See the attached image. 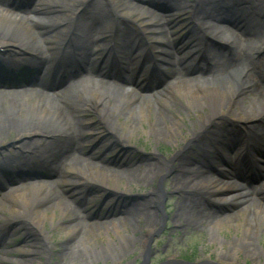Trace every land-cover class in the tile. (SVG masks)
Returning a JSON list of instances; mask_svg holds the SVG:
<instances>
[{"label":"bare ground","instance_id":"6f19581e","mask_svg":"<svg viewBox=\"0 0 264 264\" xmlns=\"http://www.w3.org/2000/svg\"><path fill=\"white\" fill-rule=\"evenodd\" d=\"M83 1L39 0L37 6L31 8L33 16L26 18L22 15L19 6L11 5L5 9L0 8V43L5 49H20L19 46L22 45L21 54L24 52L30 56L28 67L36 70V74L31 77L32 80H37L41 70H44L43 79L47 85H59L61 81L54 82L55 77L70 64L71 58L74 57L76 59L72 61V65L78 68L85 66L84 70L87 75H93L91 72H95V68H98V71L104 75L114 77L111 80L125 81L126 85L133 84L132 90H115L109 86L111 83H106L103 80L97 82L95 79L98 77L97 75L93 79L89 77V79L73 84L69 88L67 86V89L55 91L53 93L55 97L41 92L36 93L33 98L31 96L33 92L27 90H1L0 104L4 110H0V123L5 126L0 127V135L10 128L11 132L14 131L15 133L16 130L19 132V134L18 132L15 133L17 141L20 137L29 134L40 138L35 146H31L33 143L21 144L20 142L18 147L24 152L19 155L12 152V154L2 156L5 158L1 160L0 166L2 167L0 168L9 171L3 175L12 176L14 173L16 178L9 181L8 191H6L7 188L5 189L6 194L0 195V221L6 219L5 213L9 215L10 219H13L11 217L13 214H22L26 220L33 223L35 230H38L37 234L44 240L51 239L53 232L57 229L62 236L67 235L66 238L69 240L76 239L77 234H79V237L83 235V239H87L93 244L96 242L99 244L107 243V238L112 234L116 238L126 241L122 250L114 256H112V252L103 257L105 260H112L113 262L124 259L131 251L132 243L127 240L126 233L134 234L137 230L141 231L142 229L145 234L140 239L136 237L135 242L139 241L142 247L138 254L142 261L141 264H146L150 255L147 245L151 240L152 232L159 227L155 220L150 219L151 212L146 210L149 209L146 208V203L151 199L150 197L146 196L147 201H143L141 198V204L137 203L131 208L124 206L120 209L118 205L110 206V210L113 209L121 215L99 222L90 220L84 224L86 219L83 220V215L85 214L81 213L83 214L81 215L74 208H67L66 204L62 203L64 197L60 195L61 191L53 188L54 185L49 186L31 178L39 175L40 170L44 169L47 170V176H56L55 172L59 171L60 166L63 165L64 170L62 173L60 171L59 177L56 178L57 187L62 185L67 187L71 180H76L82 184L94 182L101 186L114 188L135 183L139 188L147 186L150 180L155 177H157V181L160 180L170 169L173 171L172 174H174L180 189L187 188L193 192L194 186V188L200 187L201 192L210 194L219 202L230 203L229 206L232 207V211L225 215L209 216L206 213L192 212L187 213V217H185L186 212L199 209L189 203H177L176 212L182 220L181 222L184 223L183 226L188 223L191 228L204 229L207 233L206 241L217 244L220 248L225 245L230 247L229 251L218 254L217 260L220 262H226L227 258H229L227 261H236L238 256L242 255L244 259H249L254 264H258L261 258L264 259V255L257 250L256 244H253L254 237L250 236V244L244 248V245H241L242 239L223 241L219 231L224 225H233L234 228L239 226L241 231H249L252 236H256V240L261 238L260 233L264 232V203L256 202L255 198L259 191H264V184L258 192L248 194L244 190H240L231 178L214 180L212 175L206 173L205 167H187L189 162L186 161L187 156H190L187 150L197 145H199L197 147L202 153H195V155L212 153L214 159L221 155L223 158L231 157L230 155L235 152L229 153L221 146L227 144L224 142L227 140V136L224 135H232L228 129L229 125L232 126V131H234V126L241 128L240 137H235L237 141L243 143L240 149L243 150L245 144H250L249 135L256 137L259 143L264 145V139L256 133L261 131V128H256L255 132L248 131L250 123L254 122L256 118L264 117V92L262 90L264 82L255 79L259 75L264 78V63L262 58L254 57L249 51L251 49L254 52L264 51V34L262 39L247 41L246 44L251 43L250 47L242 45L239 47L230 40V37L235 33L233 34L226 26L216 23L220 21L230 23L232 21H245L246 26L249 27V21H255V17L250 15V18L249 12L237 8H227L230 6L226 5L227 0H165L168 7L167 13H163L164 16L144 12L131 0H129L130 2L127 0H122V2L121 0H101L102 3L97 1L89 10L86 9L85 13L78 14L77 6ZM228 1L241 2L242 0ZM244 1L249 2L250 0ZM193 4V18L198 26L202 27V31L213 38L228 42L225 51L206 46L203 53H200L198 46L204 35H194V30L189 33L187 42L178 44L175 41L176 38H173L174 42L170 44V39L167 36L168 31L174 34L180 26L177 25L178 21L175 17L182 14L187 8H193ZM253 4L259 7L252 12H259L260 22L252 25V27L264 26V14L260 12V9L264 7V0H256ZM57 5L65 8V10L58 12ZM158 8L161 10L162 6ZM125 18L130 19L137 26V29L132 31L126 27H120V24L127 25L123 21ZM113 21L119 25H111L114 23ZM94 23L97 24V34H93L89 28V26H94ZM112 28H114V35L116 36V43L113 48L115 49L114 55L120 63L128 59L130 66L133 67L139 61L143 62L144 57L142 56L145 45L150 42L152 46L149 43V50L155 57L154 63L156 65L161 60L178 64V67H174L172 71L173 80L169 82L163 80L160 88L143 92L134 81V71L126 70L130 74L125 75V77L115 73L111 63L113 56L110 54L112 52L106 50V43H103L105 33L110 32ZM77 30L84 31L83 34L78 31L77 35H80L78 39L75 38ZM69 31L74 34V36L70 35L67 38L72 43L61 47L59 50L53 49L51 47L53 36L64 35ZM81 37L82 39H80ZM73 39L75 40L73 41ZM144 39H146V43L143 45ZM189 46H193L192 48L197 49V51H185ZM238 47L240 53L237 51ZM42 54H46V58H42ZM9 55L15 56L14 54ZM204 58L208 64L203 63ZM2 62L3 59L0 57V63ZM52 64H54L53 68H51ZM186 66H188V72L197 71V75H195L198 78L197 81L187 78L189 73H186ZM223 66L229 70L225 74L214 76L211 79L205 77L212 76L221 70L219 67ZM144 68L147 69L148 67L144 66ZM123 70L124 67L120 69V72L123 73ZM167 77L165 76V78ZM8 86H11L12 89L17 87L16 84ZM249 93L255 99L249 98ZM3 111H7L8 117L1 114ZM88 111L99 117L104 132L109 134L120 132L118 142L122 143L121 145L125 150L130 146L124 144V140L134 139L137 135V128L142 122L149 120H152V123L145 135L147 140L153 143L152 150L155 153H157V149L154 148H158L161 142L176 145L179 148L169 159L162 155V157L159 156V160L147 157L146 162L139 165L144 170L141 171L140 175L145 173L149 175L144 176V180H147L148 177L150 179L144 183L141 180L143 178L132 179L123 171L114 168L115 166L109 167L102 162L88 161L82 164L74 156L82 147L87 145V147L97 149V151L94 150L98 152L99 149H106L108 146L105 141H97L94 128L92 125L89 126L90 123L84 119L83 112ZM13 112L17 114V118H30L28 120L34 122L31 129L26 126L23 129L18 127L19 125L17 126L16 122L12 120L14 116L11 113ZM72 122L73 125H71ZM76 122L81 124V129L80 127L78 129ZM82 122L87 123L89 128H84ZM218 123L220 124L216 125ZM120 127L122 129H119ZM73 128L76 129L74 134H72ZM215 128L218 134L212 132L209 135L211 139H209L207 134ZM71 135H77V137H71ZM116 136L114 135V137ZM221 138H224L222 142H220ZM204 139L206 143H202ZM196 140L199 144H194ZM232 141L233 139H231ZM209 145L214 149L211 150ZM115 147L117 146L115 145ZM242 152L243 156L239 153L238 157L243 158L245 156L244 151ZM130 153V156H127V151H125L124 159L138 157L137 151L132 149ZM22 154H26V157L23 158ZM28 154H32V156H28ZM146 155L144 154V156ZM56 156L58 160H62V162L61 160L58 162L60 165L53 164V167L47 168V162L55 159ZM97 157H102L99 159L101 161L106 159L104 156ZM93 158L90 157V159ZM115 158V160L121 159L120 156ZM4 160L6 161L2 162ZM113 163L117 162L114 161ZM261 165L259 173H264V163L261 162ZM82 166L86 167L82 168ZM193 171L199 173L193 174ZM196 175H208L209 177L203 176L198 179ZM194 178L195 182L191 185ZM22 179L28 180L13 184ZM127 190L130 189L125 187L122 193H130ZM182 197L188 200L189 194ZM191 199L194 200L193 197ZM236 205H238V209H236ZM56 210L61 218L59 217L55 222H50V219L55 217ZM18 218L21 217L18 216ZM189 218L191 222H189ZM64 220L66 223L63 222ZM46 223L49 224V229L45 228ZM241 237L242 235L239 238ZM24 248L18 246L15 247V250L22 253L21 255H31L34 260V256L37 254L36 250L30 245H27L26 249ZM72 249L74 248L70 250ZM156 255L160 256L159 252H156ZM174 258L175 256H171V260L166 264L175 262ZM1 260H3L2 257ZM16 262L19 264L21 260H16Z\"/></svg>","mask_w":264,"mask_h":264},{"label":"rangeland","instance_id":"374dc122","mask_svg":"<svg viewBox=\"0 0 264 264\" xmlns=\"http://www.w3.org/2000/svg\"><path fill=\"white\" fill-rule=\"evenodd\" d=\"M97 1L101 2V0H91L90 5L93 6ZM57 7H59L58 10H61V11L64 9L61 6H57ZM190 12L191 11L189 9H186L184 14L180 15L179 21H181L182 23H187L189 21L187 19L190 16ZM150 13H153V12H150ZM132 27L135 28L134 25H132ZM253 30L256 31L255 33L256 35H259L261 32H264V29L262 28H258L257 30L253 28ZM186 31H187V28H183L182 32L185 33ZM233 36L230 37V40L233 41L235 44H239L238 43L239 40H241L240 42L243 41L241 38H238L237 36H234V37ZM54 40L55 39H53V41ZM21 47L22 45L19 46L20 49ZM170 65L172 66V64ZM171 66L168 68L169 71L172 69ZM115 87L116 86H114V84L113 86L111 85V88H114L116 90L117 87L116 88ZM250 97L252 99H255V97H253L251 93H249V98ZM0 110H4L1 104H0ZM1 114L3 116L8 117L7 111L6 112L3 111ZM11 115L14 116L12 117V120L16 122L15 124L17 126L19 125L18 127L22 129L25 126L31 129V126L34 124L32 120H28L30 118H27V119L17 118L16 116L17 114L14 112L11 113ZM83 117L87 122L90 123L89 126L92 125V127L94 128L96 137L98 136L101 137V135L103 134V136L105 135L106 137L105 141L107 142L108 141L107 139L109 136L107 135L106 132H104V129H103L104 127H103L102 121L99 120V117L96 115H93L91 111L83 112ZM191 120H193V117H191ZM97 121H99V123H96ZM257 121H260V119H258ZM261 121H264V117L263 119H261ZM82 123L84 124V128H87V127L89 128L87 123H84V122ZM151 123H152V120H149L147 122H142L139 128H137L136 137L134 139H131L130 141L124 140L125 141L124 144L130 145L131 147L135 148L139 152L148 154L150 156L149 158L151 157L154 158L155 156L152 150L153 143L150 140H147V137L145 135V132L149 128ZM76 124H77L78 129L79 127L81 129V124H79V122L78 123L76 122ZM219 124L220 123L216 125H219ZM71 125H73V122L71 123ZM4 126L5 125L0 123V127H4ZM221 127H223V125H221ZM119 129H122V128L120 127ZM75 130L74 128L72 129V134H74ZM16 132L18 131L16 130ZM212 132L218 134V131L216 130V128L211 129V131L207 134L209 139H211L209 135L212 134ZM15 133L14 131L11 132L10 128H8L5 130L3 134L0 135V157L2 155L12 154V152H15L16 155H19L20 151H23V150L17 149L20 142L21 144L22 143H27V144L33 143L31 146H35L37 145V142L39 141V138H40L37 136H31V134H29V135L20 137V139H18L17 141L15 139ZM183 134L185 135V132H183ZM115 135H117V137L120 136V132L119 133L115 132ZM71 137H75V136L71 135ZM204 143L206 142L204 141ZM86 146L87 145H85L84 147ZM154 149H157L158 154L156 155L161 154L163 157L169 159L174 154L176 145H171L165 142H161L159 143L158 148H154ZM107 151L104 152V149L99 150L96 156L103 155L107 157L106 159H108L112 156V153H113L110 151H113V150H107ZM79 153H81V150L76 152L74 156L78 158V160H80L82 164L87 163L85 160L80 158ZM86 153L92 154L93 152L88 151V150H82V155ZM156 159L159 160V158H156ZM146 160H147L146 156L143 157V159L141 160H138L136 158L129 160L125 163L127 164V167L124 169H121V171H123L125 175H127L128 177H131L132 179L133 178L135 179L143 178L141 179L143 180V183L146 182L147 180L149 181L150 180L149 177L147 180H144L145 178L144 176L147 173L140 175L141 171H144V170L142 169V167H139V165L146 162ZM187 160L188 159H186V161ZM122 161L123 160L121 159L119 162H122ZM131 164L134 166L132 169L130 168ZM85 167L86 166H82V168H85ZM254 178L255 177H253V180ZM71 181H73L71 185L63 188L64 192H67V193L63 194V196L66 198V202L64 201L65 199H62L63 200L62 203L66 204L67 208H72L76 206L73 201L78 202L80 205L84 207H87L86 204L88 202L87 201L88 197L83 198V196L81 195L75 199H71L72 198V196H70L72 194L71 191H73L74 194H77L83 191V188L81 187L75 188L76 185L82 184L80 181H75V180H71ZM156 183H157V177H155L154 179H151L150 183L147 186L145 185L143 186L145 187H151L154 185L157 186ZM251 183L252 182H250L249 185H251ZM167 184L168 183H166V185ZM119 187L120 189H125V187H127V189H131V192L133 194H138L137 197L133 198V202L138 197H143L146 195L152 198L153 209L149 211L151 212L150 219L155 220L159 227H157V229L152 232L151 234L152 240L147 245L148 246L147 250L149 251V254H150L147 264H161L163 262H166L167 259L170 258L171 256H175L176 260H180L184 262H187L188 260H192V263H199V264H203L204 261H208V262L216 261L217 263H219L220 260L219 261L217 260V257L219 256L218 254L229 251L230 247H228L227 245L220 248L217 244L209 243L208 241H206L207 233L204 229L191 228V226H189L188 223L186 226H183L184 223L181 222L182 220L179 218L178 213L176 212L177 208H175L177 207L176 204L179 203V202H176L178 201L176 195H173L172 197L169 196V198L165 201V203L162 204V207H161L160 206L161 195L158 191H156L157 190L156 188L149 189V190L144 187L138 188L137 185H135V183H131L128 186H124V187L119 186ZM175 190L181 191L180 188L178 187H176ZM148 192L150 193L148 194ZM66 195L68 196V198L66 197ZM261 198L264 200V193L261 195ZM81 199H82V202L80 203ZM148 205H152V204L148 203ZM203 207L207 209L206 206H203ZM102 211H103V208H101L100 212ZM192 212L193 211L186 212L184 216L187 217L186 214L192 213ZM162 213H165L163 221H162V215H163ZM196 213L202 214L200 212H196ZM4 216L6 217L8 216V214L5 213ZM11 216H15L16 218L15 221H18L15 229L17 230L22 229V231L15 234L13 239L7 240L8 246L5 249L0 248V264H18L16 260L17 261L21 260L19 264H139L140 262H142L138 255L139 252L142 250V247L139 241L135 242L136 237H138L137 239H140V237L143 234H145V232L142 229L141 231L137 230L134 234L126 233L127 240H129V242L132 243V248L130 251L131 253L129 252V254H127V256L124 259L113 262L112 260H107V259L105 260V258L103 257L108 256L112 252H113L112 256H114L118 251L122 250L126 241H123L121 238H116L112 234L110 235L107 234L109 235V237L105 235V237H108L107 243L104 242L102 244H99L96 242L95 244H93L87 239H83L84 238L83 235L79 237V234H77L76 239L69 240L68 238H66L67 235L62 236L59 233V229H57L56 231L53 232V236L51 237V239L44 240L40 238L39 235L37 234L38 230L37 231L35 230L33 223H31L29 220L26 221L24 219L18 218V216L24 217V215L22 214L14 215L13 214ZM59 217L60 216L58 215V211L56 210L55 217L54 218L52 217V219H50V222L57 221ZM74 218H76V215H74ZM63 222L66 223V220H64ZM189 222H191L190 218H189ZM48 227H49V224L46 223L45 228L49 229ZM24 232L27 233V237L25 239H22L24 240L23 245L25 246L30 245V247L35 249L37 252V254L34 256V260L31 257V255H21L22 253L21 254L16 253L12 250L11 246L20 240L21 238L20 235ZM219 235L221 236L223 241L242 239L241 245L242 246L244 245V248L249 246L250 236L254 237L253 239L254 241L252 240L253 244L254 245L256 244L257 250L262 255H264V232H261L260 233L261 238L259 240H256L255 235L252 236L249 233V231H241L239 226H237V228H234V227L231 228V226L229 225H224L219 231ZM240 235H242L241 238H239ZM71 248H74V249L70 250ZM156 251L159 252L160 256L156 255ZM1 257L3 258V260H1ZM227 260H229V258H227ZM227 260L226 262L224 261L223 263L224 264H254L249 259H244L242 255H239L236 261L230 262ZM258 264H264V259L261 258V261Z\"/></svg>","mask_w":264,"mask_h":264}]
</instances>
